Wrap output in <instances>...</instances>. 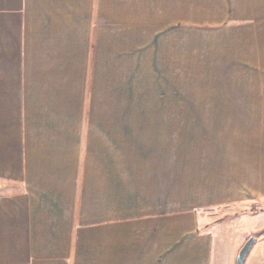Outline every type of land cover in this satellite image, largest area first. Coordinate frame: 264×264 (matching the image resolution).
I'll use <instances>...</instances> for the list:
<instances>
[{"label": "crops", "instance_id": "1", "mask_svg": "<svg viewBox=\"0 0 264 264\" xmlns=\"http://www.w3.org/2000/svg\"><path fill=\"white\" fill-rule=\"evenodd\" d=\"M257 80L264 0H0V264H236L214 229L264 205V140L135 130L254 113Z\"/></svg>", "mask_w": 264, "mask_h": 264}, {"label": "rangeland", "instance_id": "2", "mask_svg": "<svg viewBox=\"0 0 264 264\" xmlns=\"http://www.w3.org/2000/svg\"><path fill=\"white\" fill-rule=\"evenodd\" d=\"M256 86L264 95V80H257ZM258 99L263 101L264 96ZM192 108L177 103L176 111L170 114V121L167 116L159 114V127L155 129L150 128L151 122L144 114V129L135 130L138 140H264L262 105H258L254 113L199 112ZM229 212L236 213L225 215ZM217 224L222 229L215 228L214 231L221 234L224 248L242 246L250 236L257 241L262 240L264 205L259 201L246 202L224 209Z\"/></svg>", "mask_w": 264, "mask_h": 264}, {"label": "water", "instance_id": "3", "mask_svg": "<svg viewBox=\"0 0 264 264\" xmlns=\"http://www.w3.org/2000/svg\"><path fill=\"white\" fill-rule=\"evenodd\" d=\"M257 239L253 236H250L243 244V246L240 248L237 258H236V264H244L245 260L250 253L252 247L255 245Z\"/></svg>", "mask_w": 264, "mask_h": 264}]
</instances>
